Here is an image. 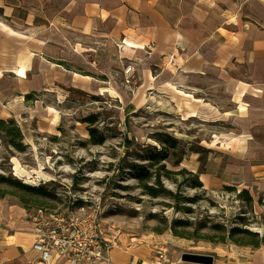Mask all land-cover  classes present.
<instances>
[{
    "label": "crops",
    "instance_id": "0c3cea01",
    "mask_svg": "<svg viewBox=\"0 0 264 264\" xmlns=\"http://www.w3.org/2000/svg\"><path fill=\"white\" fill-rule=\"evenodd\" d=\"M124 63L139 79L127 91L148 93L147 103L154 97L185 120L233 119L228 145L251 146L233 180L264 196V0H0L1 119L35 92L59 104L74 91L104 95ZM220 181L212 186L227 185ZM26 224L0 233V264H39ZM127 253L112 247L102 264H138Z\"/></svg>",
    "mask_w": 264,
    "mask_h": 264
},
{
    "label": "rangeland",
    "instance_id": "374dc122",
    "mask_svg": "<svg viewBox=\"0 0 264 264\" xmlns=\"http://www.w3.org/2000/svg\"><path fill=\"white\" fill-rule=\"evenodd\" d=\"M123 68L122 73L114 72L110 83L102 85L109 89L104 95L74 91L61 104L43 92L24 98L25 107L12 118L21 129L23 143L28 145L20 152L0 139V173L42 187L48 195L7 186L15 195L0 198V233L10 235L16 228L27 226L28 213L38 207L63 209L69 196L76 193L88 200L101 197V225L115 234L113 247L125 249V261L129 263L136 258L138 264L146 259L151 262L153 251L161 244L175 264H202L182 260V253L211 255L212 264H264V244L252 248L207 239L219 235L212 228L216 223L238 224L259 235L264 233V196L233 180L238 155L250 151L251 146L245 142L241 150L240 144H223L236 134L234 120L226 117L221 123L208 124L181 119L169 104L155 106L154 97L152 103H147L148 93L128 92V87L139 84L138 71L135 68V77L126 82ZM54 110L57 113L52 118ZM120 124L125 125V132L119 129ZM88 128L94 130L91 137ZM167 135L177 140L175 148L162 142H167ZM99 136L103 140L96 143ZM125 139L131 142L128 146ZM163 146L168 153L165 169L185 168L198 175L203 187H193L189 173L167 175L158 169L161 162L149 159L146 149ZM149 164L152 166L146 171L141 169ZM142 173L150 174V178L144 181ZM218 178L234 189L212 186V180L218 182ZM145 185L160 193L147 194ZM243 189L252 201L241 196ZM18 196H24L29 203L21 204ZM88 205L79 203L77 208ZM176 220L187 222L178 228L185 226V231L200 237L174 235L170 226Z\"/></svg>",
    "mask_w": 264,
    "mask_h": 264
},
{
    "label": "built area",
    "instance_id": "2783aa9c",
    "mask_svg": "<svg viewBox=\"0 0 264 264\" xmlns=\"http://www.w3.org/2000/svg\"><path fill=\"white\" fill-rule=\"evenodd\" d=\"M126 82L135 77V67L127 63L123 68ZM119 129L126 131L124 124ZM83 199V200H82ZM87 202L86 208H77ZM100 196L88 200L72 193L68 205L61 210L37 208L28 213L33 236L32 248L39 254V264H102L108 260L104 253L114 246L115 234L101 225ZM153 264H167L168 252L158 245L153 251Z\"/></svg>",
    "mask_w": 264,
    "mask_h": 264
},
{
    "label": "trees",
    "instance_id": "16d2710c",
    "mask_svg": "<svg viewBox=\"0 0 264 264\" xmlns=\"http://www.w3.org/2000/svg\"><path fill=\"white\" fill-rule=\"evenodd\" d=\"M89 122H92V119L90 118ZM88 132L93 136L94 130L92 128H88ZM0 139H2L7 145L13 147L14 149L18 151H24L27 147L25 143H23V134L21 132L20 127L18 126L17 122L13 118H6L1 119L0 118ZM103 138L102 136H99L98 139L95 140L96 143L102 142ZM167 142L162 141L163 143H167L168 147L175 148L177 145V140L175 138L167 135ZM125 143L130 144L131 142L127 139H125ZM146 151L149 153V159H151L154 162H161V164L158 165V169H163L166 174H172V173H181L186 172L189 173V175L193 178V187H203L202 181L199 179L198 175L187 171L185 168H181L178 171H172L165 169V162L164 160L168 157V153L166 151V147H162L160 149H157L155 147H150L146 149ZM152 164H149L147 166L142 167L144 171L148 169V167H151ZM142 179L144 181H147L150 178V174H144L142 173ZM0 183H2V187L0 188V198L5 197L8 194L15 195V192H12L11 190H7V186L12 185L15 186L21 190H24L25 192H31L33 194H45L48 195V193L42 188L37 186H31L28 184H25L21 182L18 178H14L11 175L5 176V174L0 173ZM157 183L161 185V182L157 180ZM146 188V193L151 196H156L160 192L156 189H154L152 186H144ZM224 190H232L234 187L232 186H223ZM165 191V190H162ZM172 194V192H170ZM241 196L245 197L246 201L250 202L252 201V198L249 194V192L246 189L241 190ZM174 197L175 195L172 194ZM18 200L21 204L27 205L30 200L25 198L24 196H18ZM39 208V207H38ZM187 222L184 220H176L173 222V225L170 226V229L172 233L176 236L182 237V238H199L200 236L198 234H195V232H187L184 230L185 226H182V228L179 225H186ZM212 228H215L219 231V235L215 237L214 235L207 236V239H210L211 241L215 242H232L239 246H250L252 248H258L261 245L264 244V233L259 235L258 232L251 230L247 227L240 226L238 224H231L229 226L223 224V223H216L212 224ZM197 231V230H195Z\"/></svg>",
    "mask_w": 264,
    "mask_h": 264
},
{
    "label": "water",
    "instance_id": "95a60500",
    "mask_svg": "<svg viewBox=\"0 0 264 264\" xmlns=\"http://www.w3.org/2000/svg\"><path fill=\"white\" fill-rule=\"evenodd\" d=\"M181 259L184 261H191L202 264H211L213 262V257L211 255H202L194 253H183Z\"/></svg>",
    "mask_w": 264,
    "mask_h": 264
},
{
    "label": "bare ground",
    "instance_id": "6f19581e",
    "mask_svg": "<svg viewBox=\"0 0 264 264\" xmlns=\"http://www.w3.org/2000/svg\"><path fill=\"white\" fill-rule=\"evenodd\" d=\"M20 72L22 73V70H20ZM107 91H109V89L108 88H106V87H101V88H99V94H103V93H105V92H107ZM56 113H57V111L56 110H54V116L56 115ZM194 114V111L192 110V111H190V112H185L184 114H183V117L184 118H188V116H192ZM235 141V139L233 140V142ZM229 144V142L227 141L226 142V145H228Z\"/></svg>",
    "mask_w": 264,
    "mask_h": 264
}]
</instances>
